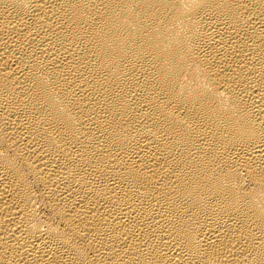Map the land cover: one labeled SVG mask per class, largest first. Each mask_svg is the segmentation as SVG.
I'll return each instance as SVG.
<instances>
[{
	"label": "bare ground",
	"instance_id": "bare-ground-1",
	"mask_svg": "<svg viewBox=\"0 0 264 264\" xmlns=\"http://www.w3.org/2000/svg\"><path fill=\"white\" fill-rule=\"evenodd\" d=\"M0 264H264V0H0Z\"/></svg>",
	"mask_w": 264,
	"mask_h": 264
}]
</instances>
